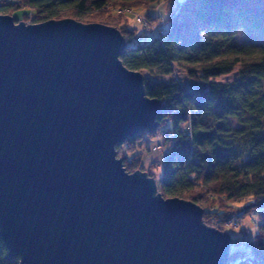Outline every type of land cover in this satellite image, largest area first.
<instances>
[{"label":"water","instance_id":"obj_1","mask_svg":"<svg viewBox=\"0 0 264 264\" xmlns=\"http://www.w3.org/2000/svg\"><path fill=\"white\" fill-rule=\"evenodd\" d=\"M121 33L0 14V241L19 264H227L203 210L128 173L116 147L162 105L127 69Z\"/></svg>","mask_w":264,"mask_h":264},{"label":"trees","instance_id":"obj_2","mask_svg":"<svg viewBox=\"0 0 264 264\" xmlns=\"http://www.w3.org/2000/svg\"><path fill=\"white\" fill-rule=\"evenodd\" d=\"M163 1L0 0V14L32 13L22 20L32 17L31 23L39 24L67 20L61 16L69 13L70 20L83 23L102 17L106 7L150 10ZM163 25L158 39L137 48L127 45L134 34L120 31L126 43L120 60L127 69L171 81H145L146 97L162 105L158 129L129 138L116 151L126 171L134 173L141 169L138 151L160 136L164 160L158 192L199 206L204 224L224 225L239 213L232 207L247 202V214L256 211L260 221L252 256L247 249H230L227 264H264V0H183ZM237 67L238 82L217 83ZM176 69L186 75L189 90ZM130 149L137 152L128 156ZM7 257L0 241V264H19V258Z\"/></svg>","mask_w":264,"mask_h":264},{"label":"rangeland","instance_id":"obj_3","mask_svg":"<svg viewBox=\"0 0 264 264\" xmlns=\"http://www.w3.org/2000/svg\"><path fill=\"white\" fill-rule=\"evenodd\" d=\"M183 0H166L161 2L159 5L154 7L150 10H133V14H127L125 16L118 15L116 13L117 10L122 9L119 6H112L108 7L107 11H103L102 17L100 18H93L88 20H83L82 24L89 25V24H100L103 26H108L111 28H114L118 30L119 32L125 28L128 31L132 32L134 34L133 39H131L130 42L127 43V45L130 48H137V47H144L146 45H149L153 43L156 39L159 38L160 34L166 29V26L163 25L164 20L166 17H168L171 12L176 8L177 3L181 2ZM127 9V8H125ZM111 11V12H110ZM107 12V13H106ZM110 12V13H109ZM32 16V13H26L24 11H20L17 13H14L11 16L15 22H24L27 25L32 24L31 20L32 17H28L27 20H22L24 15ZM64 14V13H63ZM8 15V14H7ZM152 16L156 21L151 23V26L153 27L152 30H146L145 26H141L139 22L137 21L138 16L140 17H146V16ZM72 16L67 13L61 16V18H71ZM30 18V19H29ZM121 33V32H120ZM141 74L144 76L145 81H147L150 84H162V83H168L171 81V77H153L149 73L143 71ZM175 75L178 79H180L181 83L186 87V89L189 90L188 82L186 75L184 72H182L179 69L175 70ZM239 81V67H237L231 74L227 76L221 77L217 83L224 84V85H231L232 83ZM161 145V137L157 136L156 138L152 140H148L147 149H143V147L138 151L140 152L139 156V164H137V168H141L140 170L143 173L153 174L155 180H160L161 175L163 173V167L162 162L164 160V153L162 151H156V147ZM145 146V144H144ZM128 156L133 154L136 151L127 150ZM118 159H123L121 156V153H117ZM155 164V166H152ZM132 174V173H130ZM247 202H242L237 205H234L232 208L234 210H237L239 213L234 219H236V226H229L228 223H225L224 225H217L213 222H209L205 224L207 227H211L214 229L219 230L220 232L227 234L233 243H231L230 249L232 251H242L247 249V251L252 256V247L254 245V236L257 232V227L260 224V221L258 220L257 212L254 211L252 213L247 214ZM204 222V217H203ZM205 223V222H204ZM238 242H237V241Z\"/></svg>","mask_w":264,"mask_h":264},{"label":"built area","instance_id":"obj_4","mask_svg":"<svg viewBox=\"0 0 264 264\" xmlns=\"http://www.w3.org/2000/svg\"><path fill=\"white\" fill-rule=\"evenodd\" d=\"M107 8L108 7H106L105 9H103V11H107ZM116 13L118 14V15H121V16H125V15H127V14H133V10L132 9H119V10H117L116 11ZM137 21L139 22V24L141 25V26H145V28H146V30H152V26H151V21H149L146 17L144 18V17H140V16H138V18H137ZM156 151H162V147L161 146H158L157 148H156ZM236 219H234V218H231L227 223H228V225L229 226H236V221H235Z\"/></svg>","mask_w":264,"mask_h":264}]
</instances>
